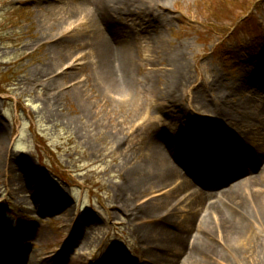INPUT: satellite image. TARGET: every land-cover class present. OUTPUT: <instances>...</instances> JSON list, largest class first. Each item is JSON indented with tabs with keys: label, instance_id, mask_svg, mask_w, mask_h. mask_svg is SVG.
<instances>
[{
	"label": "rangeland",
	"instance_id": "1",
	"mask_svg": "<svg viewBox=\"0 0 264 264\" xmlns=\"http://www.w3.org/2000/svg\"><path fill=\"white\" fill-rule=\"evenodd\" d=\"M74 3L73 0H62L56 5L51 0H0V129L5 131L8 147L3 150L2 158L3 163L12 162L15 169L10 174V168L0 164V208L8 214L10 222L17 219L41 237L44 232L51 235L41 241L33 232H25L26 228L15 229L10 240L20 248H29L27 252L37 250L40 255L49 250L54 252L62 243L52 247L53 242L56 238L64 239L63 226L68 219L87 212V220L88 217L95 220L91 225L95 229L91 236L93 244L83 250L71 246L68 259L83 256L81 259L85 261L97 256L103 260L113 249H118L120 261L125 256L141 258L139 242L131 231L148 224L146 219L139 220L143 217V202L153 196H158L153 198L159 200L162 190L142 197L136 202L137 206H129L124 214L118 215L110 208L114 206L119 185L127 182L126 161L129 169L140 161L139 146L145 144L147 130L156 127V124L150 125L146 130L137 119L142 111H152L148 98L153 95L143 77L152 70H159V76L150 83L156 90L164 89L166 63L162 59L170 44L183 47L184 62L195 92L200 85L209 89L215 76L223 84L233 85L250 76H260V71L264 74V0H170L161 4L165 7L161 13L155 9V3L144 4V10L159 21V29L151 32L153 38L160 36L161 42L157 45L150 44V40H142L143 45L134 42L135 75L143 82L137 86V92L144 94H138L137 100L126 106L112 101L108 92H102L93 80L87 79L88 64L95 59L87 42L84 44V39L78 38L80 33L85 34L83 28L59 19L49 10L52 6H65L70 10ZM132 10L133 7L130 12H134ZM134 23L137 24V20ZM214 29L220 33H214ZM149 59L156 65L148 62ZM44 64L52 65L54 71L39 79L36 73ZM190 90L188 85L176 91V96L182 100ZM223 92V96L227 95L225 89ZM211 95L206 94L209 101H213ZM159 99L160 95L154 98ZM194 106L195 109L191 106V118L193 123L199 124L201 105ZM157 111H153L154 116H158ZM166 123L173 131L179 127L176 120ZM122 133H129V139ZM245 156L250 157V154L245 153ZM19 159L31 161L39 181L43 176L51 193L59 195L61 200L64 196L62 205L57 206L59 210L54 209L56 205L45 198V194L33 198L28 190L17 196L18 188L11 186L15 192L8 195L4 186L8 179L20 180L24 176L16 163ZM161 197L164 202L167 196ZM65 205L71 215L61 218ZM231 205L228 206L233 208ZM191 216L192 229L196 223L194 208H185L179 223L174 221L171 225L180 227L179 224ZM217 217H213L212 225L201 231L200 236L204 243L221 249L220 244L224 245L226 239L222 238L223 223ZM39 220L50 224H40ZM201 227L204 226L200 221L196 230ZM258 237L264 238V234ZM250 239L243 241L242 244L249 241L243 253L224 252L225 258H213L209 263L264 264V240L258 243L260 238ZM33 245L37 249H33ZM185 247L180 259L186 253ZM92 262L99 264L93 259Z\"/></svg>",
	"mask_w": 264,
	"mask_h": 264
},
{
	"label": "bare ground",
	"instance_id": "2",
	"mask_svg": "<svg viewBox=\"0 0 264 264\" xmlns=\"http://www.w3.org/2000/svg\"><path fill=\"white\" fill-rule=\"evenodd\" d=\"M51 1L54 5L62 3V0ZM167 1L170 0H73L75 3L70 10L65 9V6H52L49 10L54 16L58 15L59 19L71 24L77 23L79 28H83L85 34L80 33L77 36L87 42L95 59L88 64L87 79L93 80L95 85L102 88V92H108L109 97L114 99H111L112 101L126 106L133 104L138 94H144L137 92V86L143 82L135 75L137 65L134 42L141 45L142 40H150V44L154 45L161 42V37L153 38L151 32L159 29V21H156L155 15L147 13L143 5L148 2L155 3V9L161 13L165 11L164 5L161 4ZM132 7L134 12H130ZM134 20H137V24ZM54 49L59 51L56 46ZM165 53L162 59L166 63L163 72L165 81L162 83L164 89L156 90L150 83L153 78L159 76V70H152L153 72L143 77L148 82L149 93L153 95L148 98L152 111L146 109L147 111H142L137 117L146 130L150 125L156 124V127L152 131L147 130L145 144L139 146L140 161L131 169L126 161L127 182L119 185L114 206L110 209L118 215L124 214L131 206H137L136 202L142 197H147L158 189L162 190L159 198L167 196L164 202L162 199L153 198L158 196L146 198L143 202V217L140 216L142 218L139 220L146 219L148 224L143 227L139 225L131 231L139 242L141 256L147 259L149 264H211L208 260L222 256L225 258L224 255L228 252L243 253L244 246H247L249 241L242 243L248 238H251V241L262 239H257L258 243L264 240L258 237L264 234V74L260 71V76H250L233 85L223 84L221 79L215 76L209 84V89L199 86L201 91L197 89L195 92L190 83L187 64L184 62L183 47L170 44L165 48ZM148 62L156 65L152 59ZM51 71H54L53 66L44 64L36 75H39V79L45 78ZM188 85L191 90L181 100L176 96V91H182ZM223 89L227 93L225 96ZM208 92L212 94L213 101L206 98ZM159 95L161 102L154 100ZM153 101L155 105H152ZM194 105H201V111H198L199 124L193 123L191 118V106L195 109ZM155 109H158V116H154ZM173 120L179 122L176 131L170 129L166 123ZM205 121L206 125L202 123ZM122 135L129 139V133ZM239 147H242L244 152L247 151L252 159L245 161L243 150ZM6 148L8 149L5 131L0 129V164L3 168L9 167L8 173L12 174L15 170L12 162L3 163L2 152L7 150ZM217 159L222 161L220 169H217L214 163ZM205 161L209 163L208 168L199 171V178L195 180L198 185L196 187L186 179L179 166L191 170L188 164L202 162L205 166ZM242 162L246 166L243 167L240 164ZM16 163L21 166L24 179H8V183L4 185L8 195H13L15 191L11 186H16L17 196L30 190L33 198L45 194V198L55 205L61 202L59 195L51 193L50 186L43 181V176L42 181H39V174L33 169L31 161L19 159ZM208 176L213 179L207 180ZM217 177L220 180L218 182ZM10 190L13 191L12 194ZM213 197L214 201L211 202ZM62 208L60 217H69L71 214L68 213V206ZM185 208H194L196 223L191 229V216L187 220L183 219L185 221L179 224L180 227L174 228L172 222L179 223ZM199 215L204 229L201 227L196 230ZM214 216H218L216 219L223 223L224 230L221 235L226 239L227 246L220 244L221 249L204 243L201 238L203 236H200L201 231H206L212 225ZM8 217L0 208V226L7 230L9 225L11 226ZM70 219L71 222L74 217ZM85 221L83 220L81 225L76 223L78 226H65L72 243L80 246L82 250L92 244L91 236L95 231L93 226ZM18 226L26 228L25 225ZM26 231L41 238L32 227L26 228ZM10 236L11 233L0 236V264H11V256L15 255L16 259H19L18 264H49L44 260L40 262L34 253L31 254V259H27L28 254L15 249L9 242ZM49 237L51 238V235L47 236L44 232L42 240L45 241ZM58 241L59 239H55L54 243ZM184 247L186 253L180 259ZM118 252L113 249L109 254L110 259L104 264H132L118 260ZM71 264L81 262L77 260Z\"/></svg>",
	"mask_w": 264,
	"mask_h": 264
}]
</instances>
